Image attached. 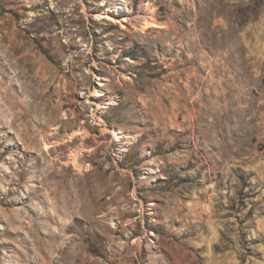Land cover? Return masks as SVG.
<instances>
[{"label":"rangeland","instance_id":"1","mask_svg":"<svg viewBox=\"0 0 264 264\" xmlns=\"http://www.w3.org/2000/svg\"><path fill=\"white\" fill-rule=\"evenodd\" d=\"M0 264H264V0H0Z\"/></svg>","mask_w":264,"mask_h":264},{"label":"bare ground","instance_id":"2","mask_svg":"<svg viewBox=\"0 0 264 264\" xmlns=\"http://www.w3.org/2000/svg\"><path fill=\"white\" fill-rule=\"evenodd\" d=\"M106 18H107V19H111L110 17H106ZM138 19H139V18H137V17H136L135 19L133 18V21L136 23V22H138ZM116 22H117V23H120V24L123 26V23H124V22H128V20H126V19H122L121 22H119V21H116ZM147 25H148V26H152V27H155V26H156V25H154L152 22L147 23ZM123 27H124V26H123ZM103 94H104V93H102V92H100V93H96V96L99 97V96H102ZM110 104L112 105L113 103H110ZM110 104H109V105H110ZM103 108H105V109L107 108V109H108L109 106H103ZM117 134H118V133H116L115 131L113 132V136H114V138H116V140L119 141V140H120V139H119L120 137H119V135H117ZM71 139H72V138H71ZM49 148H51L49 145H45V149H49ZM70 160H71V163H72L75 167H77V163H78V162H77V157H76V155L73 154V155H72V158H71ZM77 213H78V211H77Z\"/></svg>","mask_w":264,"mask_h":264}]
</instances>
